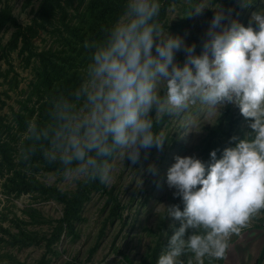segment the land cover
<instances>
[{
    "label": "clouds",
    "instance_id": "9594fccd",
    "mask_svg": "<svg viewBox=\"0 0 264 264\" xmlns=\"http://www.w3.org/2000/svg\"><path fill=\"white\" fill-rule=\"evenodd\" d=\"M160 7L159 0H127L102 39L85 41L91 62L81 84L70 96L58 95L46 122L28 121L25 135L32 143L20 156L27 161L39 150L49 163L59 161L68 178L105 182L106 158L114 153L135 164L142 148L163 147L166 138L153 129L165 114L178 116L199 104L219 116L226 104L237 106L249 122V136L231 137L234 146L225 147L219 159L211 151L207 164L175 156L167 170V186L183 209L166 207L179 227L157 264H182L186 249L204 264L206 256L222 259L228 238L264 209V10L253 12L245 27L231 17L223 23L217 4L194 7L197 15L214 10L197 55L194 44L159 23ZM180 50L182 65L174 58Z\"/></svg>",
    "mask_w": 264,
    "mask_h": 264
},
{
    "label": "rangeland",
    "instance_id": "374dc122",
    "mask_svg": "<svg viewBox=\"0 0 264 264\" xmlns=\"http://www.w3.org/2000/svg\"><path fill=\"white\" fill-rule=\"evenodd\" d=\"M74 1L77 3L78 0ZM40 2L41 0H0V10L8 4L18 21L29 25L36 16ZM245 3L248 6L242 5L237 9L234 5L226 10L213 0H199L195 7H215L217 4L225 13L223 23L231 17L247 27L251 14L264 10V0H247ZM186 4H189V0H171L162 25L170 35L182 38L185 44L194 39L203 46L214 10L205 8L197 15L193 9L191 15H188L190 12L184 8ZM252 26L255 27V24ZM14 30L9 24L0 30V100L5 102V106L0 109V118L6 124H12L13 111H18L20 101L28 97L34 79L35 63L28 65L26 56L19 54L21 44L15 51L7 49ZM33 44L35 49L44 50L53 44V39L48 31L40 30ZM176 54L178 57L175 61L180 64L184 51H176ZM217 116V113L208 111L206 106L192 105L180 115L173 114L165 120L159 134L166 138L162 148H148L142 154V160L135 164L127 158L123 160L119 152L115 153L108 162L109 175L104 183L107 188L114 189L122 204L120 216L108 223L102 234L101 226L107 213V209H104L106 195L102 192L93 193L92 198L84 205V220L77 223V237L63 233L61 240L52 247L60 254H48L49 264H128L124 261V256L130 257L134 264H139L151 254L152 248L160 250L159 258L166 250L168 238L179 227V222L167 217L166 207L178 205L183 209L180 198L173 196L175 190L170 189L166 183L167 170L175 162L174 157L192 156L209 163V154L202 153L203 141L219 121H223L226 128L232 127V135L237 138L244 139L252 133L249 122L233 104H226ZM231 120L234 121L230 122ZM222 151H216L217 159L221 157ZM149 165L155 166V172L149 171ZM37 178L46 186H57L67 191L74 190L76 180L83 179L45 173L38 174ZM2 182L3 179L0 178V224L10 232L17 233L19 228L13 219L18 217L29 221L21 222V227L37 233L39 240L43 236L50 237L57 220L63 215V204L54 199L37 197L38 193H23L20 196L9 194L7 197L2 192ZM30 212L36 213L37 222H30L33 217ZM263 217L264 212L260 210L240 232L263 222ZM190 234L191 230L184 238L187 239ZM238 234H232L227 241L236 239ZM0 237V264H14L7 259L9 255L21 264H38L46 253V240L31 247L19 248L6 243L7 234L0 231ZM179 259L182 264H197L194 254L187 249ZM207 260L208 256L204 258V264Z\"/></svg>",
    "mask_w": 264,
    "mask_h": 264
},
{
    "label": "trees",
    "instance_id": "16d2710c",
    "mask_svg": "<svg viewBox=\"0 0 264 264\" xmlns=\"http://www.w3.org/2000/svg\"><path fill=\"white\" fill-rule=\"evenodd\" d=\"M171 0H159L161 5L158 20L162 21L166 14V8ZM219 3L224 9L229 10L234 5L237 9L241 8L242 0H213ZM247 0H243L245 3ZM127 0H41L36 11L33 22L29 25H23L12 14L11 6H6L0 10V30L6 25L15 28L11 39L7 45L9 51H15L21 48L19 54L26 56L28 65H34V79L31 83V89L28 97L20 101V109L13 111L12 124H6L0 118V178L2 192L6 195L14 194L20 196L23 193H38L37 197L54 199L63 204V215L57 220L50 237L43 236L39 240L37 233L28 231L21 227V222L29 221L13 219L15 225L19 228L17 233H12L8 228L0 224V231L7 234L6 243L11 247L27 248L46 240V253L38 264H49L48 254L59 255L60 253L52 247L61 240L62 234L77 237V223L84 220L83 209L93 193L102 192L106 195L104 209L107 213L103 219L101 233L108 223H112L117 216H120L122 204L112 187L107 188L99 177L95 180L85 181L76 180L74 190H62L57 186H46L39 181L37 175L40 173L60 175L63 177V166L59 161L49 163L44 159L41 151H36L29 160L25 161L20 156V151L26 150L32 142L25 135L27 123L29 120H35L43 124L48 119V110L59 97L70 96L72 92L81 84L87 64L91 62V52L85 49V41L100 40L105 35L103 29L116 23L125 11ZM199 0H189L184 8L191 12ZM163 26V25H162ZM40 30H46L53 39V44L44 50H37L34 47L33 40ZM190 45H195V54L199 55L203 46L196 40H192ZM178 55L175 53V57ZM185 60V53L181 57V65ZM50 101V102H49ZM5 106V102L0 100V109ZM168 115H164L159 124L154 125V132L160 134L161 128ZM155 118V117H154ZM234 120H231L232 122ZM232 127L224 126L223 121H219L216 127L208 132V137L203 141V154H209L211 151H221L225 147H233L230 143ZM239 139H243L239 137ZM153 145L152 147H154ZM147 149L140 150V160L142 154ZM115 154V153H114ZM114 156V155H113ZM108 157L107 163L112 159ZM264 212V209H261ZM33 216L32 221L37 222L36 213L30 212ZM264 220V217L263 219ZM203 234V230H199ZM227 241L229 248L234 242ZM0 241L2 238L0 237ZM222 259L209 257L206 264H223L227 254ZM160 250L152 248L151 254L145 257L139 264H157ZM7 259L14 264H21L15 257L7 256ZM260 258L256 264H261ZM124 261L128 264H134L128 256H124Z\"/></svg>",
    "mask_w": 264,
    "mask_h": 264
},
{
    "label": "crops",
    "instance_id": "0c3cea01",
    "mask_svg": "<svg viewBox=\"0 0 264 264\" xmlns=\"http://www.w3.org/2000/svg\"><path fill=\"white\" fill-rule=\"evenodd\" d=\"M264 222V221H263ZM262 258L264 264L263 223L250 226L238 234L230 244L223 264H256Z\"/></svg>",
    "mask_w": 264,
    "mask_h": 264
},
{
    "label": "built area",
    "instance_id": "2783aa9c",
    "mask_svg": "<svg viewBox=\"0 0 264 264\" xmlns=\"http://www.w3.org/2000/svg\"><path fill=\"white\" fill-rule=\"evenodd\" d=\"M5 195V194H4ZM5 196H7V195H5ZM7 197H9V196H7ZM263 223V227H264V222H262Z\"/></svg>",
    "mask_w": 264,
    "mask_h": 264
}]
</instances>
